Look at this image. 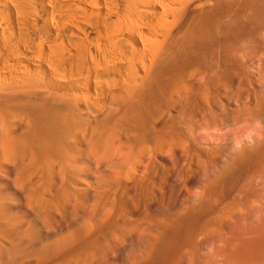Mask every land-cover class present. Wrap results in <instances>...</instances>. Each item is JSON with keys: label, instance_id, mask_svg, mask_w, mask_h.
Listing matches in <instances>:
<instances>
[{"label": "bare ground", "instance_id": "6f19581e", "mask_svg": "<svg viewBox=\"0 0 264 264\" xmlns=\"http://www.w3.org/2000/svg\"><path fill=\"white\" fill-rule=\"evenodd\" d=\"M0 264H264V0H0Z\"/></svg>", "mask_w": 264, "mask_h": 264}]
</instances>
